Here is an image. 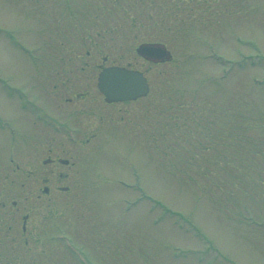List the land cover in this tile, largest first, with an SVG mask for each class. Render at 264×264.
Listing matches in <instances>:
<instances>
[{
  "label": "rangeland",
  "instance_id": "rangeland-1",
  "mask_svg": "<svg viewBox=\"0 0 264 264\" xmlns=\"http://www.w3.org/2000/svg\"><path fill=\"white\" fill-rule=\"evenodd\" d=\"M152 41L171 62L137 56ZM66 50L71 77L93 78L94 90L106 66L150 78L152 93L133 105L147 135L137 136L143 146H118L117 180L99 178L87 193L38 198L44 174L11 161L0 203L52 202L57 217L36 258L3 254L1 264H264V0H0V77L10 88L48 75L50 55L58 64ZM10 88L0 83V123L11 127L0 128V157L9 158L22 118Z\"/></svg>",
  "mask_w": 264,
  "mask_h": 264
},
{
  "label": "flooded vegetation",
  "instance_id": "flooded-vegetation-1",
  "mask_svg": "<svg viewBox=\"0 0 264 264\" xmlns=\"http://www.w3.org/2000/svg\"><path fill=\"white\" fill-rule=\"evenodd\" d=\"M59 53L60 63L55 62V51L48 59L50 74L35 77L34 83L21 82L14 91H5V97L14 102L22 116L18 124L21 142L15 147V156L21 161L17 169L21 170L26 159L25 165L31 167L29 173L40 170L44 174L40 190L47 195L85 190V179L101 175L105 172L102 168L109 167V146L141 144L137 136L140 132L147 135V130L137 126L141 114L145 122V111L136 113L133 106L146 98L109 102L98 88V77L95 90L93 78L86 82L85 77H71L69 52ZM2 162L0 158V167ZM66 182L67 185L60 184ZM40 205L44 207L20 208L18 202L0 203V264L3 254L13 257L22 253L28 257L36 250L38 231L46 225L32 224L31 218L41 219L49 210L44 211L45 202Z\"/></svg>",
  "mask_w": 264,
  "mask_h": 264
},
{
  "label": "water",
  "instance_id": "water-1",
  "mask_svg": "<svg viewBox=\"0 0 264 264\" xmlns=\"http://www.w3.org/2000/svg\"><path fill=\"white\" fill-rule=\"evenodd\" d=\"M142 56L157 55L160 58L168 54L155 46L145 45L138 49ZM100 88L110 100L134 99L148 91L146 80L138 72L117 67L107 68L100 74Z\"/></svg>",
  "mask_w": 264,
  "mask_h": 264
}]
</instances>
